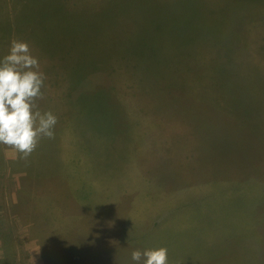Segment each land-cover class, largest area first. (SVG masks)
Segmentation results:
<instances>
[{"label": "rangeland", "instance_id": "374dc122", "mask_svg": "<svg viewBox=\"0 0 264 264\" xmlns=\"http://www.w3.org/2000/svg\"><path fill=\"white\" fill-rule=\"evenodd\" d=\"M13 40L58 123L0 144V264H264V0H0Z\"/></svg>", "mask_w": 264, "mask_h": 264}, {"label": "clouds", "instance_id": "9594fccd", "mask_svg": "<svg viewBox=\"0 0 264 264\" xmlns=\"http://www.w3.org/2000/svg\"><path fill=\"white\" fill-rule=\"evenodd\" d=\"M47 77L27 42L13 40L9 54L0 61V144L27 158L42 138L54 139L58 118L41 112L37 101L44 98ZM169 264L168 249L135 250V264Z\"/></svg>", "mask_w": 264, "mask_h": 264}]
</instances>
